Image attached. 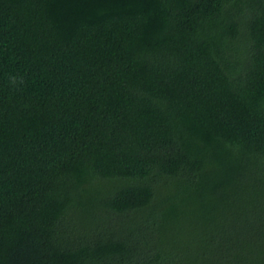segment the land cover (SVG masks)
<instances>
[{"label":"trees","instance_id":"1","mask_svg":"<svg viewBox=\"0 0 264 264\" xmlns=\"http://www.w3.org/2000/svg\"><path fill=\"white\" fill-rule=\"evenodd\" d=\"M0 264H264V0H0Z\"/></svg>","mask_w":264,"mask_h":264}]
</instances>
